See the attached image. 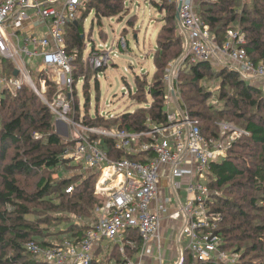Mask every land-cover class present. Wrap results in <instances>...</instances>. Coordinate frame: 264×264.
I'll return each mask as SVG.
<instances>
[{
  "label": "trees",
  "instance_id": "trees-1",
  "mask_svg": "<svg viewBox=\"0 0 264 264\" xmlns=\"http://www.w3.org/2000/svg\"><path fill=\"white\" fill-rule=\"evenodd\" d=\"M167 3V26L158 38L154 86L148 93L138 95L141 100L145 97L142 104L146 107H141L136 113L126 112L113 120L92 118L89 114L78 113L80 103L75 85V98L71 103L76 113L75 120L79 121L83 116L82 124L90 129H116L127 133L145 132L150 129V124H166L164 104L168 90L164 78L172 67V61L184 57L185 50L182 37L177 34V5L172 0H167ZM126 5L127 0H91L78 24L69 26L67 52L76 56V82L83 77L76 73L84 71L80 62L84 61L90 45L82 34L87 18L93 13V19L102 29L103 19L120 17L122 21ZM196 6L198 15L219 43L222 44L227 32L238 25L246 37L244 48L250 59L264 64V0H253L251 4H242L239 0H197ZM252 15L255 16L253 19ZM104 34L102 30L100 35L103 37ZM94 47L92 45V50ZM183 59L187 60L186 56ZM187 63L178 72L174 89L178 92L182 109L199 121L204 138H220L218 126L223 121H235L249 134L234 141L227 155L211 165L208 182L210 205L223 218L216 234L221 237L225 250L241 254L236 264H258V259L264 264V90L248 84L237 71L228 67L215 72L212 63ZM0 69L1 77L7 80L17 77L10 62L1 61ZM213 73L221 79L216 90L221 109L209 104L213 93L206 92L204 88V83L211 79ZM37 81L40 82L39 79ZM85 81L88 82L87 76ZM135 83L137 94L140 90L145 91L138 76ZM87 86L88 83H84L83 89L85 107L89 109ZM47 89L46 95L52 98L57 88L48 81ZM57 120V116L29 86L23 85L14 92L0 90V264H43L27 251L29 243L36 242L43 248L55 247L66 241L77 244L98 222L96 210L104 202L95 194L99 172L78 176H67L64 172L63 177H58L61 170L82 172L84 168L64 158V152L74 146L75 141L64 137L57 128ZM92 139L97 138L92 135ZM101 143L111 158L137 160L136 156L117 151L114 139L104 138ZM31 178L37 179L36 186L31 183L33 190L29 189L28 179ZM70 188L72 191L68 192ZM60 223L68 225L60 231L65 239L57 234L51 237H58L56 240L48 239L50 228ZM129 240L134 247L127 245L126 254L133 251V259L128 257L133 261L141 254L144 243L136 231L131 232ZM119 252L114 246L104 264H125ZM97 255L92 264H102L96 260ZM186 255L185 264H192L190 256Z\"/></svg>",
  "mask_w": 264,
  "mask_h": 264
},
{
  "label": "built area",
  "instance_id": "built-area-1",
  "mask_svg": "<svg viewBox=\"0 0 264 264\" xmlns=\"http://www.w3.org/2000/svg\"><path fill=\"white\" fill-rule=\"evenodd\" d=\"M90 1L0 0V62L12 63L18 73L9 80L1 77V90L14 92L28 85L57 116V121L76 127L79 139L73 140L74 146L63 156L86 170L99 172L95 194L104 199L96 210L97 224L82 242L66 241L51 248L31 242L27 251L43 264H92L96 252L107 242L118 247L125 264H142L127 258L126 246L134 247L129 240L131 232H138L143 239L141 254L148 253L147 246L154 239L158 240L161 222L169 216L182 220L181 234L187 241V248L180 249L177 264H185L186 253L192 264H236L239 255L228 253L216 234L222 215L215 213L210 205L211 165L221 160L223 151L215 140L204 138L199 121L192 119L180 102L182 113L178 111L172 98L173 92L178 98V92L173 85L168 91L171 97L167 93L165 98L169 99L165 102L166 124H150V129L142 133L111 130L108 134L115 140L117 151L136 156V161L111 158L102 143L92 139L95 129L77 125L71 119V102L78 82L73 67L76 56L67 52V30L72 24H78ZM172 1L177 9L181 3L179 18L187 40L188 65H223L237 71L248 84L254 81L264 87V64L250 59L242 32L229 30L221 44L198 15L197 0ZM119 44L127 48L125 39ZM107 47L100 45L99 49L94 47L92 50L91 46L85 63L88 59L92 69L106 68L117 53L114 47ZM38 58L42 60L37 72L41 92L37 90L27 64L28 60ZM179 71L180 66L167 70V78H171L172 84L178 79ZM43 73L57 88L52 104L46 100L48 81ZM240 133L249 135L241 129L233 131L234 137ZM164 179L168 182L169 195L160 197ZM71 191L70 188L68 192ZM172 207L175 211L168 214ZM157 264L163 263L160 260Z\"/></svg>",
  "mask_w": 264,
  "mask_h": 264
},
{
  "label": "rangeland",
  "instance_id": "rangeland-1",
  "mask_svg": "<svg viewBox=\"0 0 264 264\" xmlns=\"http://www.w3.org/2000/svg\"><path fill=\"white\" fill-rule=\"evenodd\" d=\"M240 3H246L251 4L253 0H239ZM174 2V1H172ZM168 6L167 0H127L126 5V11L122 15V21L120 20V17H115L111 19H103V25L102 29H100L98 22L93 19L94 14L91 13V15L87 18L84 29L82 31L83 36L85 37L86 41L90 46L88 47V51L85 53L86 58L88 56V53L91 49L92 45H95L98 49L100 45H108L107 49H113L116 50V54L113 55V60L111 61L110 65H108L106 68H103L101 70L99 69H92L89 65L90 61L87 59L86 63L85 61L80 62L83 63V72L78 71L77 75H82L81 79L76 84V89L78 93V101H79V107L80 110L78 113L81 114H89L92 118H102L103 121L113 120L122 114L129 112V113H136V111H140L141 107L145 108L142 103L143 100H145V97L141 100L139 98V94L148 93L149 88H152L153 85V79L155 76V58L156 54L158 52V38L159 34L162 30H164L167 26L166 19L168 17V12L166 11ZM255 16L252 15L251 18L253 19ZM129 21H131L129 24ZM104 31L103 37L100 35L101 31ZM235 31L241 32V29L238 25H236ZM126 31V32H124ZM123 33L124 36L122 35ZM177 34L182 37L183 40V47H184V57L185 54H187V40L185 33L180 29V27L177 30ZM106 35V36H105ZM90 36V38H89ZM126 40L127 48H122L119 44L120 40ZM184 57H180L177 60H173L171 66H180V69H182L184 66V63H187V61H184ZM42 60L40 58L34 59V60H28V69L30 71V74L35 82V85L37 87V90L41 92V83L37 81V79L40 80V75L38 72L39 65H41ZM213 69L215 72L219 71L221 67H225L223 65L213 64ZM230 66V65H229ZM74 69H76L75 63H73ZM82 67V66H81ZM170 68V67H169ZM85 73V74H84ZM43 77L49 81L48 76L43 73ZM2 76V71L0 69V79ZM88 77V82L85 81V77ZM136 76L140 78V82L145 86L144 90H140L137 94V85L135 83ZM171 80V78H170ZM167 75L164 78V83L166 89L169 91V88L171 85L174 86V84L171 83ZM221 79L218 78V75L213 73V76L211 79H209L206 83H204L205 91L208 90L213 93L209 100V104L213 105L217 109L222 108V104H220L217 101V93L216 90L219 88V82ZM177 81V80H174ZM84 83H88L87 91L90 93V108L87 109L85 107L86 98H85V91L83 89ZM250 84L260 87L256 82H251ZM28 86V85H27ZM97 86L99 87V92L97 91ZM30 87V86H29ZM31 88V87H30ZM85 88V87H84ZM264 90V87H260ZM1 90V86H0ZM31 90L35 92L32 88ZM56 92H54V95L52 98H48V95H46V100L49 104H52L50 102L53 101V98L55 96ZM168 95L171 97L170 93ZM75 96H73L74 101ZM147 99L151 102L152 99L147 96ZM73 101L71 103H73ZM169 101L168 100H165ZM165 105V104H164ZM171 108V107H170ZM167 111V108H166ZM71 119L78 123L77 125L85 126L82 124L81 120L83 121V116L79 118V121L75 120V112L72 110L71 106ZM57 122V121H56ZM61 123V122H60ZM233 123V124H232ZM232 123H228L227 121H223L219 123V129L218 132L220 134V138L213 139L216 141L217 146L220 148L221 151H223L224 158L227 155V152L231 148V145L234 141H237L240 137H246L248 135L245 134H239L235 135L233 134V131L235 128L240 129L238 127V123L235 121H232ZM63 126L61 127V130L66 137L67 140L73 141L74 139H79V135L77 134L78 131L75 130L76 127H73L69 123H65L63 121ZM237 125V126H236ZM73 128H72V127ZM79 130V127H77ZM96 132L94 133V137H96L97 141L101 142L102 139H113L108 134L111 130L104 129V128H95ZM116 131V129H113ZM242 130V129H241ZM56 131H58L56 129ZM119 131V130H118ZM244 131V130H243ZM59 132V131H58ZM86 135L87 134V131ZM62 135V134H60ZM85 136V135H84ZM221 158V159H222ZM78 164V163H77ZM69 171V172H68ZM67 172L61 170L60 175L58 177L62 176L64 172L68 176V174L77 175L83 173L84 175H89L91 171L82 169V172L77 171L76 169H69ZM92 175V174H90ZM70 176V177H71ZM78 176V175H77ZM35 179V178H33ZM28 179L30 182V190H33L32 184L36 186L37 179L33 180ZM32 183V184H31ZM182 196H184V191L181 193ZM99 197V196H98ZM102 197H100L101 199ZM103 199V198H102ZM104 201V199H103ZM184 201V198H183ZM78 223L83 224L84 222L81 220L75 219ZM222 222V221H221ZM221 224V223H220ZM68 225L64 223H60L57 225H54L50 228L48 231V239L50 240H56L58 237H53V235L62 236L61 230H65ZM66 236H62L61 239H65ZM183 246L185 247L187 244V241H182ZM103 249L100 252V255H97L98 251L96 252V260L99 261L98 263L104 264L105 261L108 259L109 253L115 246L114 243H107L104 242ZM244 245V244H243ZM245 247V245H244ZM233 251V250H232ZM115 253V252H114ZM120 253V252H119ZM228 253L230 251L228 250ZM233 253V252H232ZM118 255V253H115ZM134 254L133 251L131 254H127V258L133 259L131 255ZM120 255V254H119ZM239 255V259L241 258V254ZM120 257L123 259L122 255ZM95 258V256H94ZM258 264H261V260H256Z\"/></svg>",
  "mask_w": 264,
  "mask_h": 264
},
{
  "label": "crops",
  "instance_id": "crops-1",
  "mask_svg": "<svg viewBox=\"0 0 264 264\" xmlns=\"http://www.w3.org/2000/svg\"><path fill=\"white\" fill-rule=\"evenodd\" d=\"M62 126L63 124L60 123L57 127L61 132ZM165 195H169L168 182L166 179H164L161 183L160 197H164ZM169 210L168 214L175 211V209L173 210V207ZM182 228V220H175L172 217L169 218V216L166 217L161 222L158 240L154 239L147 246V250L150 252H146L145 254L142 252L141 256L139 254L133 261H140L142 264H157L161 260L163 264H177L180 249L185 250L187 248V244L185 247L182 244V241L185 240L181 234Z\"/></svg>",
  "mask_w": 264,
  "mask_h": 264
},
{
  "label": "water",
  "instance_id": "water-1",
  "mask_svg": "<svg viewBox=\"0 0 264 264\" xmlns=\"http://www.w3.org/2000/svg\"><path fill=\"white\" fill-rule=\"evenodd\" d=\"M180 5H181V3H180ZM180 5H178V9H177V15H176V17H177V21H178V24H179L180 29L185 33V31H184V27H183L182 22L180 21V18H179ZM15 76H18V73H17V72H15ZM172 98H173V101H174V103H175L176 108L178 109V111H179L180 113H182L181 107H180V105H179L178 98H177V96H176V94H175L174 92H173V94H172ZM59 124H60V121H57V126H58Z\"/></svg>",
  "mask_w": 264,
  "mask_h": 264
}]
</instances>
